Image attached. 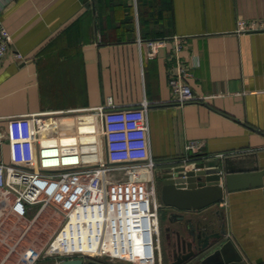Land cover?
<instances>
[{
    "label": "crops",
    "instance_id": "obj_1",
    "mask_svg": "<svg viewBox=\"0 0 264 264\" xmlns=\"http://www.w3.org/2000/svg\"><path fill=\"white\" fill-rule=\"evenodd\" d=\"M0 7L11 37L0 60V161L10 159V117L76 112L111 97L118 105L148 102L158 165L183 158L185 144L198 139L200 155L264 167V0H0ZM159 37L167 43L147 57L138 39ZM179 68L203 99L171 101L169 77ZM161 211L167 226L183 229ZM187 215L210 231L221 219L229 254L236 250L244 264L264 260V187L225 194ZM179 231L164 236L167 263L189 240Z\"/></svg>",
    "mask_w": 264,
    "mask_h": 264
},
{
    "label": "built area",
    "instance_id": "obj_2",
    "mask_svg": "<svg viewBox=\"0 0 264 264\" xmlns=\"http://www.w3.org/2000/svg\"><path fill=\"white\" fill-rule=\"evenodd\" d=\"M167 40L138 39V44L151 58ZM10 44V34L0 21V60ZM15 56L21 59L19 53ZM188 75L179 68L169 77L171 101L181 106L203 99L186 82ZM147 110V101L118 105L107 97L96 108L9 118L10 159L0 161V264L72 257L108 264H163L158 176L165 164L158 165L152 157ZM62 115L66 116L61 120ZM80 115L91 119L83 123ZM70 120L74 123L68 125ZM48 121L53 124L46 125ZM63 124L77 131H83L77 124L85 126L86 148H81L90 157L74 161L66 152L75 145L53 140L66 129ZM199 144L198 139L189 140L185 156L171 165L192 163L201 154ZM77 242L88 246L71 249Z\"/></svg>",
    "mask_w": 264,
    "mask_h": 264
},
{
    "label": "water",
    "instance_id": "obj_3",
    "mask_svg": "<svg viewBox=\"0 0 264 264\" xmlns=\"http://www.w3.org/2000/svg\"><path fill=\"white\" fill-rule=\"evenodd\" d=\"M158 176L159 199L164 206L178 210L172 213L183 225L181 232L189 237L179 252L168 264H244L242 256L233 248L231 240L223 241L226 233L224 222L216 230L204 219H194L187 212L198 211L218 203L225 194L244 189L264 187V167L257 164L247 168H233L227 158L200 155L186 166L165 165ZM169 216V215H168ZM172 219L171 217H169ZM177 234L180 235V231ZM54 264H104L90 257H72ZM255 264H264L261 258Z\"/></svg>",
    "mask_w": 264,
    "mask_h": 264
},
{
    "label": "rangeland",
    "instance_id": "obj_4",
    "mask_svg": "<svg viewBox=\"0 0 264 264\" xmlns=\"http://www.w3.org/2000/svg\"><path fill=\"white\" fill-rule=\"evenodd\" d=\"M64 116H66V115H62L59 118L63 119ZM72 122H74V121L70 120L67 123H69V124L71 123L72 124ZM77 123H79V122L77 121ZM64 126L66 127V129L63 128V131L61 132V136L62 137L61 136L60 137H54L53 140L54 141H60L61 143L65 142V140H67L65 142V144L75 145L74 148L70 150L71 153L70 152H66L67 154H71L72 159L74 161L83 160L84 157L85 158L86 157H90V155L88 153H85L84 150L81 148V147H83L84 149L86 148V147H84L85 140H86V137H85L86 136L85 126L77 124V126H81V129L83 131H77V128L75 126H71L72 127L71 129H68L70 127H68L67 125H64ZM54 135H56V134H54ZM58 135H59V133H58ZM62 140H64V141H62ZM93 141H94V147L96 148L98 146L97 145L98 143H97V141H95V139H93ZM93 151H94L93 154H96V152H95L96 149L93 150ZM93 151L91 150L90 147H88V152H93ZM58 161H61V159H59ZM166 226H167L166 211H161L160 210V212H159V236L160 237L159 238H160V245H161V252H162V263L163 264H167V262H165V260H166V257H168L167 253L165 252V247H164V245H165V242H164V238H165L164 237L165 236L164 227H166ZM85 244L86 243H79L78 244V242H77L75 245H71L70 248L72 249V248L75 247L79 251V250H82V249H80V247L85 248L86 246H88V244H86V245ZM55 262H56L55 258H48V259L40 261L38 264H54ZM116 264H129V263H126L124 261H117Z\"/></svg>",
    "mask_w": 264,
    "mask_h": 264
},
{
    "label": "flooded vegetation",
    "instance_id": "obj_5",
    "mask_svg": "<svg viewBox=\"0 0 264 264\" xmlns=\"http://www.w3.org/2000/svg\"><path fill=\"white\" fill-rule=\"evenodd\" d=\"M164 207V209H166L167 211H168V213H169V217H171L172 219V221L174 220V221H176V222H178L177 220H176V216L175 215H172V213H174V212H177L178 210H176V209H174V208H171V207H167V206H164L163 204H162V208ZM161 208V209H162ZM222 221H221V219H220V222H219V225H218V230L219 229H221V227H222ZM164 234H165V236H169L170 234H175L176 235V237L177 238H179V235L177 234V229L176 228H172L171 226H166V227H164ZM181 239V238H180ZM180 242H182L183 244L186 242L185 240L184 241H181L180 240ZM180 242H178V243H180ZM181 245V244H180ZM178 246V245H177ZM179 255V252L178 253H173L172 254V259L171 260H173L174 258H176V256H178ZM170 260V261H171ZM168 264V263H167Z\"/></svg>",
    "mask_w": 264,
    "mask_h": 264
},
{
    "label": "trees",
    "instance_id": "obj_6",
    "mask_svg": "<svg viewBox=\"0 0 264 264\" xmlns=\"http://www.w3.org/2000/svg\"><path fill=\"white\" fill-rule=\"evenodd\" d=\"M104 264H108V263H104Z\"/></svg>",
    "mask_w": 264,
    "mask_h": 264
}]
</instances>
